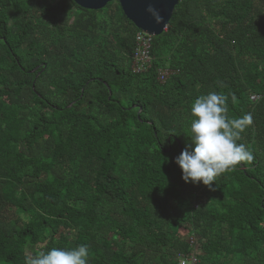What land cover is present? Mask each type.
<instances>
[{
    "label": "trees",
    "instance_id": "16d2710c",
    "mask_svg": "<svg viewBox=\"0 0 264 264\" xmlns=\"http://www.w3.org/2000/svg\"><path fill=\"white\" fill-rule=\"evenodd\" d=\"M138 31L117 2L0 0V264L81 244L88 264H264V0H179L141 73ZM210 91L253 121L254 159L215 190L174 162Z\"/></svg>",
    "mask_w": 264,
    "mask_h": 264
},
{
    "label": "clouds",
    "instance_id": "9594fccd",
    "mask_svg": "<svg viewBox=\"0 0 264 264\" xmlns=\"http://www.w3.org/2000/svg\"><path fill=\"white\" fill-rule=\"evenodd\" d=\"M150 12L153 9H148ZM224 87V85H221ZM229 96L210 91L200 95L190 105V146H186L174 159L185 183L202 184L215 190L216 180L223 174L236 170L241 162H251L252 152L238 143L241 134L252 124V114L229 118ZM89 250L86 244L64 249L53 247L25 257L24 264H88Z\"/></svg>",
    "mask_w": 264,
    "mask_h": 264
},
{
    "label": "water",
    "instance_id": "95a60500",
    "mask_svg": "<svg viewBox=\"0 0 264 264\" xmlns=\"http://www.w3.org/2000/svg\"><path fill=\"white\" fill-rule=\"evenodd\" d=\"M89 11H98L108 3L117 2L123 14L139 31L153 37L160 36L167 28L179 0H71ZM151 8L154 11H149Z\"/></svg>",
    "mask_w": 264,
    "mask_h": 264
},
{
    "label": "built area",
    "instance_id": "2783aa9c",
    "mask_svg": "<svg viewBox=\"0 0 264 264\" xmlns=\"http://www.w3.org/2000/svg\"><path fill=\"white\" fill-rule=\"evenodd\" d=\"M152 41L153 36L143 32L138 31L135 35V48L132 53V64L134 71L137 73L145 72L151 67L152 56ZM158 80L161 83L167 81L168 71L167 70H158ZM255 97H253V100ZM191 246L194 245V242L189 239ZM186 255H178V264H197V254L190 250Z\"/></svg>",
    "mask_w": 264,
    "mask_h": 264
}]
</instances>
